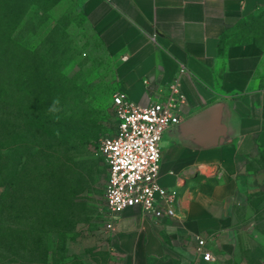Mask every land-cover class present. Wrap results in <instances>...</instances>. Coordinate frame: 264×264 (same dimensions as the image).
<instances>
[{
	"label": "rangeland",
	"instance_id": "rangeland-1",
	"mask_svg": "<svg viewBox=\"0 0 264 264\" xmlns=\"http://www.w3.org/2000/svg\"><path fill=\"white\" fill-rule=\"evenodd\" d=\"M236 32L264 48V8ZM114 67L76 0H0V264H122L98 155L117 131ZM249 169L221 264H264V151Z\"/></svg>",
	"mask_w": 264,
	"mask_h": 264
},
{
	"label": "crops",
	"instance_id": "crops-1",
	"mask_svg": "<svg viewBox=\"0 0 264 264\" xmlns=\"http://www.w3.org/2000/svg\"><path fill=\"white\" fill-rule=\"evenodd\" d=\"M76 2L115 61V91L131 102L149 106L167 97L180 67L187 69L182 121L162 142L160 183L178 189L177 215L154 219L127 209L108 231L111 246L122 264H221L240 222L250 163L264 151V48L236 39L264 0ZM217 103L225 105L227 142L205 149L191 136L217 129L186 125ZM198 238L215 262L200 259Z\"/></svg>",
	"mask_w": 264,
	"mask_h": 264
},
{
	"label": "built area",
	"instance_id": "built-area-1",
	"mask_svg": "<svg viewBox=\"0 0 264 264\" xmlns=\"http://www.w3.org/2000/svg\"><path fill=\"white\" fill-rule=\"evenodd\" d=\"M186 72L185 66L180 67L167 97L149 106L135 104L121 93L113 97L117 131L102 141L98 152L109 169L106 190L108 231L114 229V223L123 212L134 207L154 219L177 215L178 189L160 183L161 144L165 135L182 121V107L187 100L181 80ZM197 251L201 260L216 261L213 253L207 250L205 239L198 238Z\"/></svg>",
	"mask_w": 264,
	"mask_h": 264
},
{
	"label": "water",
	"instance_id": "water-1",
	"mask_svg": "<svg viewBox=\"0 0 264 264\" xmlns=\"http://www.w3.org/2000/svg\"><path fill=\"white\" fill-rule=\"evenodd\" d=\"M224 108L225 105L223 103H217L189 119L186 126H197L206 129V126L211 124L210 126H213L218 131L214 135L198 133L195 137L191 136L194 143L201 145L202 148L209 149L227 142V128L224 124ZM186 126L181 127L182 132H184Z\"/></svg>",
	"mask_w": 264,
	"mask_h": 264
},
{
	"label": "clouds",
	"instance_id": "clouds-1",
	"mask_svg": "<svg viewBox=\"0 0 264 264\" xmlns=\"http://www.w3.org/2000/svg\"><path fill=\"white\" fill-rule=\"evenodd\" d=\"M59 105V100H54L52 105L49 107L48 111L50 113H53L54 114V118L55 119H59V116L58 115H55L57 113H59L61 111V109L58 107Z\"/></svg>",
	"mask_w": 264,
	"mask_h": 264
},
{
	"label": "trees",
	"instance_id": "trees-1",
	"mask_svg": "<svg viewBox=\"0 0 264 264\" xmlns=\"http://www.w3.org/2000/svg\"><path fill=\"white\" fill-rule=\"evenodd\" d=\"M237 33V32H236ZM237 35V34H236ZM237 40H239V39H237ZM244 42H246V41H244Z\"/></svg>",
	"mask_w": 264,
	"mask_h": 264
}]
</instances>
